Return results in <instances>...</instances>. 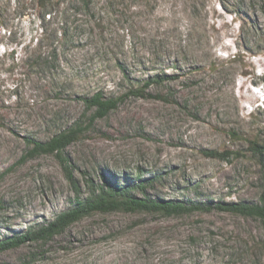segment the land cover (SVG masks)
<instances>
[{
    "label": "rangeland",
    "instance_id": "rangeland-1",
    "mask_svg": "<svg viewBox=\"0 0 264 264\" xmlns=\"http://www.w3.org/2000/svg\"><path fill=\"white\" fill-rule=\"evenodd\" d=\"M243 80V81H242ZM117 100L93 118L86 99ZM80 126L23 161L27 139ZM264 0H0V240L45 224L105 180L202 209L94 213L10 264H264ZM211 153H216L212 156ZM145 194V195H144Z\"/></svg>",
    "mask_w": 264,
    "mask_h": 264
},
{
    "label": "trees",
    "instance_id": "trees-1",
    "mask_svg": "<svg viewBox=\"0 0 264 264\" xmlns=\"http://www.w3.org/2000/svg\"><path fill=\"white\" fill-rule=\"evenodd\" d=\"M42 5H46V0H41ZM90 109H95L93 118H105L112 110L117 108V100H105L101 94L85 100ZM82 129L76 126L68 131L62 132L52 139L41 142L33 139H27L28 151L23 161L33 159L41 155H55L62 166L66 178L75 187L79 194L76 180L73 176V166L70 159L65 155L66 149L80 137ZM260 155L264 157V148H260ZM216 156V153H211ZM5 173L0 174V181ZM145 192V182L139 184H128L117 186L105 180V183L99 188L92 189V193L85 199L78 198L75 206L56 216V218L45 224H39L36 227H30L19 235L5 237L0 240V254L9 250L21 248L26 243L47 242L65 232L71 225L81 221L94 213L109 212H158L167 216L184 215L193 211L202 209V206L187 205L175 201H165L161 199H152L148 196H140L137 191ZM221 211H227L234 214L260 218L264 223V206L250 205L246 203H224L217 205ZM0 264H10L0 262Z\"/></svg>",
    "mask_w": 264,
    "mask_h": 264
},
{
    "label": "bare ground",
    "instance_id": "bare-ground-1",
    "mask_svg": "<svg viewBox=\"0 0 264 264\" xmlns=\"http://www.w3.org/2000/svg\"><path fill=\"white\" fill-rule=\"evenodd\" d=\"M243 81V80H242Z\"/></svg>",
    "mask_w": 264,
    "mask_h": 264
}]
</instances>
